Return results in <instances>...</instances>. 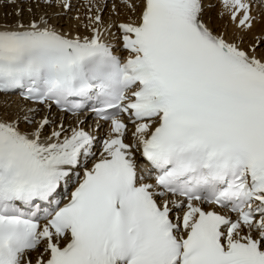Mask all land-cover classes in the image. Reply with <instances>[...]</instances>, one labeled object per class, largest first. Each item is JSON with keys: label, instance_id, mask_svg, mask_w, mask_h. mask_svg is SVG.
I'll use <instances>...</instances> for the list:
<instances>
[{"label": "snow or ice", "instance_id": "1", "mask_svg": "<svg viewBox=\"0 0 264 264\" xmlns=\"http://www.w3.org/2000/svg\"><path fill=\"white\" fill-rule=\"evenodd\" d=\"M121 3L126 56L93 0L87 34L70 0L0 24V93L36 105L0 111V264H264V0Z\"/></svg>", "mask_w": 264, "mask_h": 264}, {"label": "bare ground", "instance_id": "2", "mask_svg": "<svg viewBox=\"0 0 264 264\" xmlns=\"http://www.w3.org/2000/svg\"><path fill=\"white\" fill-rule=\"evenodd\" d=\"M208 2L215 3L216 0H208ZM71 3V12H69L67 15H65L59 23L63 26L65 31L72 30L73 34H76L77 31L80 34H87L88 30L83 27L85 23H87V16L91 13L89 12V6L90 2H79L78 0H70ZM95 5H99L101 8V14L103 16V19L105 21L106 26L112 25L110 29V33H105V40L108 41L114 50L118 53L124 52L121 47V41L119 39L120 33L117 27L115 25L128 21L131 17L129 16L128 12L124 8L123 4L121 3V0H99V1H93V11L95 10ZM106 5V7H105ZM113 5H116L115 10L113 9ZM3 7V12L5 14V17H0V24H11L15 20L19 19L15 15L16 10L18 7L24 8V14L23 19L27 21L30 18V13L27 11L29 5V0H21V3H18L16 6L9 5L7 6L4 3V0H0V7ZM5 7H7V12H11V17L7 16L5 12ZM43 9H36L34 8V12L38 15L40 11ZM47 11L51 12L52 9H47ZM218 9H212L210 12V15L212 17L213 26L217 30H223L226 28L229 36L231 37L234 35V27L228 23L226 19H220L217 16ZM79 17V19H77ZM264 31V22L257 23L256 26L253 28L252 32L248 34L247 41L251 42L254 36L260 35L261 32ZM126 56V54H125ZM20 105H28L35 107L36 105L33 103H28L27 101L21 99L18 97L17 94H4L0 93V111H8L12 112L15 111L17 106ZM53 118L58 121H63L65 125L69 124H75L76 120L73 116H67L63 115L61 113L56 112L54 109L52 110ZM83 119V117H81ZM98 125H100L98 127ZM84 127L86 130L92 132L95 134L98 138H103L107 132H108V125L106 123H99L94 122L91 120V116L89 115L88 118L85 121ZM131 127V126H130ZM97 148H99V145H97ZM219 211V209H217ZM33 258L35 259V253L33 254Z\"/></svg>", "mask_w": 264, "mask_h": 264}, {"label": "rangeland", "instance_id": "3", "mask_svg": "<svg viewBox=\"0 0 264 264\" xmlns=\"http://www.w3.org/2000/svg\"><path fill=\"white\" fill-rule=\"evenodd\" d=\"M7 6H9V5H7ZM14 6H16V5H14ZM18 8H20V7H18ZM4 9H5V12H6L7 16L11 17V15H10L11 12H7V11H6V10H7V7H5ZM2 10H3V7L1 6V7H0V17H1V16H2V17H5V14H4V12H3Z\"/></svg>", "mask_w": 264, "mask_h": 264}]
</instances>
